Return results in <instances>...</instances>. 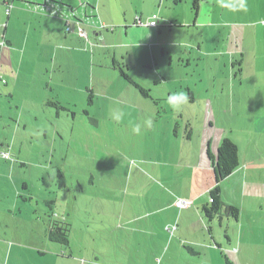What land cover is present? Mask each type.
<instances>
[{
	"label": "rangeland",
	"instance_id": "1",
	"mask_svg": "<svg viewBox=\"0 0 264 264\" xmlns=\"http://www.w3.org/2000/svg\"><path fill=\"white\" fill-rule=\"evenodd\" d=\"M55 1L62 7L70 6L64 1ZM88 1L94 4L98 3L97 0ZM163 1L164 5H161L159 0H102L100 6L91 4L94 9L96 8L95 12L99 16L97 18L100 26L106 27L99 30L107 37L101 44L113 46V51L116 48L120 53L127 54L125 56L127 66L123 67L124 70L134 81L149 90L150 97H144L138 89L122 78L120 69L113 72L110 62H108L111 58H107L108 61L104 59V67L97 69L98 78L102 76L105 79L106 73L111 72L113 79L118 75L119 80H111L110 89H106L108 93H98L97 95L90 90L94 86L92 80L91 84L89 83L88 93L84 98L82 97V101L79 99L81 104L85 99L87 110L97 117V119L95 118L97 121L91 123L87 115L79 114L74 128L73 112L67 107L66 109L65 106L63 107L61 103L57 102L62 109L57 108V110L54 105H52L54 107H51L52 109L44 108L53 113L48 123L50 128L64 126L68 129L64 137H60L59 140L65 141L66 145L73 141L67 148L70 155L68 153L65 155V148L62 145L56 146L55 153L53 152L55 155L53 162L56 161L57 168L54 175L51 174L53 170L48 171V168L47 171H43L42 168L36 166V162L44 158L47 160L52 158V149L50 151L47 149L52 143V132L50 137H45L44 132L35 131L36 127H42L43 123L45 124L47 115H41L40 108L31 106L32 102L36 100L34 91L27 95L21 87H16V84L12 83V70L16 72L19 65V56L16 51L22 45L25 27L21 21L15 22V18L10 21L6 14H2L3 17L0 18V51L7 44V40L11 41L12 46L6 47L12 49L13 52L7 58L6 55L3 56L0 53V154L2 152L10 153L11 160L16 163L12 167L0 156V183L7 186V193H5L7 196L3 198L5 194L0 193V213L4 215L3 213L12 207L14 193L17 194L16 187H21L24 182L30 188L29 193L27 190L20 189L22 194L28 196L26 204L22 206L23 214L18 218L6 216L8 219L6 239L8 249L5 250L4 259H8L9 264H117V260H115L117 258L119 260L129 259V251L118 248L108 250L104 260L94 263L95 249L89 250L86 256L85 253L82 254L78 248V244L81 242L78 234L69 238V246L57 242L55 243L62 246H54L44 238V234L41 232L42 227L35 220L39 208L36 205L37 198L43 199L50 195L52 199H58V202L54 201L52 205L54 210H50V207L42 201L39 203L41 208L46 210L42 217L47 225L54 223L53 225L65 226L62 221L66 216L68 218L66 225H70L76 231L83 228L92 233L87 237V242L91 244L102 241L122 244L127 241L135 242L137 238H142L143 234L129 235L126 231H120L116 235L103 237V240L99 238L95 231L99 213L97 206L100 205L99 197L96 194H105L106 191L114 190L118 195L115 198V205L113 203L111 205L115 210L117 208L122 216H128L129 210H132L134 214H142L146 198L151 194H159L158 189L164 190L160 187L164 185L166 171L174 173V177L178 178L175 165H186L189 151L195 152L197 148L207 149L210 140L222 136L225 123L222 121L217 124L212 121L215 117L213 114V116L210 115L211 107L208 105L207 95L202 89V84L206 85L207 82L199 83L200 89L193 90L196 86L194 81L196 76L192 73L195 63L189 64L190 56L184 50L191 51L194 42H198L201 35L210 33V28H201L197 25L202 20L208 19L205 15L212 13L214 9L216 15L221 14L223 3L234 6L227 7L224 16H220L231 22L233 27L237 23L246 24L252 20L260 19L262 12L258 9L255 0H199L198 5L201 8L199 15L193 8L195 0ZM245 3L248 10L243 6ZM0 4L2 5V1ZM161 12L165 16L163 18L167 19H164L159 27L135 30V32L142 30L146 33H140L134 39L122 38L124 43L116 38L115 35L118 36L123 32L122 27L117 23L123 17H126L130 22L137 15L143 16V22L146 23L153 14ZM201 12L204 17L201 16ZM75 16L77 15L75 14ZM85 16L87 19L84 20L92 19L89 18L91 16L84 15L82 12V18ZM6 24L10 25L8 29H6ZM70 25L72 24L70 23ZM82 27L87 29L90 40L95 39L89 23L82 24ZM65 29L67 30V27ZM152 29L154 30L151 35ZM111 35H114L115 42L113 43L108 40ZM134 40L139 44L133 47L129 43ZM33 44L34 42L29 46ZM32 49L37 51L38 47L34 44ZM180 56H183L182 59H179ZM9 60H12L11 65H7V63L10 64ZM120 62L122 63V61ZM80 63L86 66L88 74L90 60L84 58ZM98 63L100 64V61H97L96 65L101 66ZM70 64L72 65V74L77 73L76 61L71 59ZM81 76L83 78V72H81ZM247 76L244 77V80ZM192 91L196 95V100L193 102V96L179 108H173L168 102L169 97L175 93L183 92L187 96ZM90 95H92L91 99ZM25 97L30 101V106L25 105ZM55 110L58 113L62 112L60 114L65 117L64 124H60L56 119ZM37 116L43 121L36 122L35 117ZM178 131H180V139L177 140V143L173 141V144L169 146L165 134L170 135L171 133V136L175 138ZM189 136L191 139L186 148L184 141ZM77 140H82L85 143L83 149L76 145ZM64 165L67 172L69 166L74 168L73 173L70 172L69 176L73 179L75 177L84 179V186L88 178L93 175L97 188L86 186V189L81 191L79 187L73 186L71 192H66V194L59 191L58 173L62 171L61 168ZM49 172L51 179L48 177ZM43 174L45 183L41 179ZM188 174L192 175L193 173L189 171L186 174L182 169L180 178ZM55 184L57 186H54ZM75 195L77 198L74 197ZM31 198L33 199L30 200ZM185 200L190 199L185 198ZM52 211L55 212V217H52ZM111 212L108 211V213ZM119 224L123 225V222L119 221ZM223 239L226 241L225 236ZM10 249H12L11 254H9ZM132 252L133 258L137 259L136 264H144L143 260L146 262L150 259V264L176 262L174 246L171 247L166 257L159 250H155L153 245L151 257L144 250H132ZM227 257L229 258V256ZM182 263L185 261L179 259L178 264Z\"/></svg>",
	"mask_w": 264,
	"mask_h": 264
},
{
	"label": "crops",
	"instance_id": "2",
	"mask_svg": "<svg viewBox=\"0 0 264 264\" xmlns=\"http://www.w3.org/2000/svg\"><path fill=\"white\" fill-rule=\"evenodd\" d=\"M0 1H2V5L0 4V18L3 17L2 14L4 13L10 21L15 18V22L21 21L25 27V37L22 39L21 47L16 51L19 56V65L16 72L12 70V83H15L16 87H21L27 95L34 91L36 100L32 102L31 106L37 109L40 108L41 115H47L45 124L43 123L42 127H36L35 131L44 132L45 137H50L52 132V143L47 147L49 151L52 149V158H49V160L44 158L36 162V166L42 168L43 171H47L49 168L48 171L53 170L51 174L54 175L55 169H57L56 161L53 162L56 146L62 145L65 148V155L67 153L70 155L67 148L71 146L73 141L66 145L65 141L59 140L60 137H64L68 129L64 126H52L50 128L48 123L53 113L46 111L44 108L52 109L53 106L50 102L61 103L63 107L65 106L73 112L74 128L79 114L87 115L91 123L97 121V117L87 110L85 99H83V104L79 99L82 101V97L84 98L88 93L89 83L91 84L92 80L94 86L90 90L93 91V94L108 93L106 89H110L111 80L117 81L120 77L117 75L113 79L111 72H108L105 79L102 76L98 78L97 69L104 67V59L108 61L107 58H111L108 62H110L113 72L120 69V67H126L125 56L127 54L120 53L116 48L113 51V46L101 44L107 37L102 31H99L102 29V25L100 26L97 18L99 16L95 12L96 8L94 9L91 5L94 3H90L88 0H60L70 4L69 7H62L55 0ZM97 2L94 5L100 6L102 0H97ZM255 2L262 12V16L260 19L252 20V22L246 24L237 23L233 27L231 22L220 17L225 14L227 8L223 6L225 3L221 6L223 7L221 14L216 15L214 9L212 13L205 15L208 19L202 20L197 26L210 28V33L201 35L198 42H194L191 51L184 50L190 56L189 64L195 63L192 73L196 76L194 80L196 86L193 90L200 89L201 85L199 83L207 82L206 85L202 84V89L206 93L208 105L211 107L210 115L213 114L215 117L213 120L210 119L217 124L224 121L222 136L210 140L207 149L197 148L195 152L189 151L186 165H175L178 178L174 177V173L163 171L166 178L164 185H161L160 188H164V190L158 189L159 194H151L146 198L142 214H134L132 210H129L128 216H122L118 209L115 210L113 206L118 195L114 190L106 191L105 194H96L99 197L100 205L97 206L99 213L97 214L98 225L95 231L100 239L103 240V237L116 235L120 231H126L129 235L143 234V237L137 238L135 242L127 241L123 244L105 243L104 241L91 244L87 242V237L92 233L83 228L76 231L70 225H66L68 224L66 216L63 217L62 221L65 226L53 225L54 223L47 225L42 217V215H45L46 210L42 209L39 203L42 201L48 206L47 202L49 201L58 202V199L54 200L49 195L43 199L37 198L36 205L39 208L38 216L35 219L41 225V232L47 241L54 246L59 245L50 240L49 227L67 228L69 238L74 234L80 235L81 242L78 244V248L82 254L85 253L86 256L89 250L95 249L94 263L104 260L103 258L107 255L108 250L120 248L129 251V259L119 260L117 258L115 259L117 264L119 262L121 264H136L137 259L133 258L132 250L147 251L151 257L153 255V245L154 249L162 252L165 257L171 247L174 246L176 249V262L172 264H178L179 259L185 261L182 264H224L226 262L224 256L226 255L229 256L227 258L230 264H264V0H255ZM159 3L162 5L164 1L159 0ZM243 6L248 10L246 3ZM200 11L199 6L197 15L200 14ZM82 12L84 15L91 16L89 18L92 19L84 20L87 17L82 18ZM75 14L81 18L79 19ZM158 16L160 23L167 19L163 18L165 16L162 15V12ZM201 16L204 17L202 12ZM140 17L143 21V16ZM84 23H89L93 29L92 34L95 39L91 38L92 40H90L89 36V42L80 38L77 33V27H82ZM117 23L123 29L122 33L118 36L115 35L120 42L122 38L134 39L138 34L146 33L142 30L135 32V30L151 28L136 26V17L130 22L127 21L126 17H123ZM68 25L71 27L70 31L65 29L68 28ZM9 26V24H6V29ZM133 29L134 31H131ZM153 30L150 31L151 35ZM108 40L111 43L115 42L114 35L109 36ZM6 42L7 44L0 53L3 56L6 55L7 58L13 50L7 48L12 46L11 41L6 40ZM32 42L38 47L37 51L32 49L34 44L29 46ZM122 43H124V40ZM125 43L128 42L125 41ZM129 44L134 47L139 42L134 40ZM78 47L80 48L78 49ZM182 57L180 56L179 59H182ZM84 58L90 60L91 65L88 74L86 66L80 63ZM71 59L76 61L78 66L75 68L77 70L75 74L71 72ZM9 61L10 64L7 63V65H11L12 60ZM97 61H100L98 65L101 66L96 65ZM81 72H83V78ZM246 75L248 76L244 80ZM192 96L193 102L196 100L193 91ZM29 102L28 98L25 97L24 103L26 106H30ZM55 112L56 119L60 124H64L65 117L60 114L62 112L58 113L56 110ZM35 119L36 122L43 121L40 120L39 116ZM179 134L180 131H178L175 138L171 136V133L170 135L165 134L169 146L173 144V141L178 142L177 140L180 139ZM187 138L184 141L186 142V148L191 136ZM225 139H229L237 145L239 167L221 183V195L225 204L239 208L240 215L238 219H234L222 212L209 222L203 208L210 203L209 193L216 184L214 164L209 157V152L216 157L221 142ZM76 145L83 149L85 143L82 140H77ZM5 161L11 164L12 167L16 163L14 160ZM61 169L65 177V186L57 185L60 189L58 190L65 192L64 194L71 192L73 186L79 187L81 191H84L86 186L93 189L97 188L96 179L93 175L88 178L84 186V179L78 177L73 179L69 176L70 172L73 173L74 168L69 166L67 172L64 165ZM182 169L186 174L189 171L193 174L180 178ZM48 177L51 179L50 172ZM41 179L45 183L44 174ZM22 184L21 187H16L17 194L14 193L12 207L5 211L4 215L0 213V264H9L8 259H4L5 250L8 249L6 243L7 217L8 215L12 218L21 216L23 214L22 206L27 202L28 196L22 194L20 189L27 190L29 193L30 188L27 183L23 182ZM0 193H7V186H3L2 183H0ZM46 193L50 194L48 191ZM6 196L7 194L3 198ZM74 197L77 198L76 195ZM179 198L190 199L193 201L192 206L186 209L177 208L175 201ZM112 203L113 205H111ZM51 209L54 210L55 208L50 206ZM108 211L112 212L108 213ZM51 215L55 217V212L52 211ZM50 221L52 222V220ZM119 221H122L123 225H120ZM216 223L217 225H215ZM51 225L53 226L51 227ZM169 226H175L176 229L168 231L167 227ZM224 236L226 241L223 239ZM188 248H191L193 252H189ZM11 253L12 249L9 251V254ZM129 260H132V262H129ZM143 261L144 264L146 262L151 263V259L146 262ZM229 263L226 262L225 264Z\"/></svg>",
	"mask_w": 264,
	"mask_h": 264
},
{
	"label": "trees",
	"instance_id": "3",
	"mask_svg": "<svg viewBox=\"0 0 264 264\" xmlns=\"http://www.w3.org/2000/svg\"><path fill=\"white\" fill-rule=\"evenodd\" d=\"M194 10L198 13L199 5L198 0L194 1L193 4ZM120 74L122 78H124L129 84L133 85L136 89H138L144 97H150L149 90L142 87L133 78L124 70L123 67H120ZM190 97L192 98V93H189ZM92 95H90V99ZM50 104L54 105L56 108L61 107L58 106L57 103L50 102ZM209 157L214 164L215 176H216V184L210 191L209 195L210 198L213 199V202L209 203L207 206L203 208V212L207 220L210 222L213 218L220 215L222 212L226 216H230L234 219H238L240 215V210L236 206L227 205L222 199L221 195V183L229 177L238 167H239V160H238V147L235 143H233L229 139H225L218 149V155L215 157L209 152ZM59 177V185L61 187L65 186V177L62 171L58 173ZM54 204V201L47 202V205L50 207ZM53 225H51L52 227ZM50 240L60 243L64 246H69V234L68 229L64 227L54 226L50 228L48 231ZM189 252H193L191 248H188ZM224 259L228 262L227 256H224ZM230 264V263H229Z\"/></svg>",
	"mask_w": 264,
	"mask_h": 264
},
{
	"label": "built area",
	"instance_id": "4",
	"mask_svg": "<svg viewBox=\"0 0 264 264\" xmlns=\"http://www.w3.org/2000/svg\"><path fill=\"white\" fill-rule=\"evenodd\" d=\"M160 23V19H159V16L158 14H153L146 23H144L142 20H141V17L139 15L136 16V26H145V27H152V28H155V27H158ZM102 29H104L105 27H101ZM68 31H70L71 27L70 25H68ZM113 30V29H112ZM77 33L79 35L80 38H83L85 39L86 41L89 42V35H88V31L86 29H84L83 27L81 26H78L77 27ZM0 156L5 159V160H11L12 157L10 155V153L8 152H2L0 154ZM210 202L212 203L213 202V199L210 198ZM193 204V201L191 200H185V199H179L177 201H175V206L179 209H186V208H189L191 207ZM176 228H171L169 227L168 230L169 231H174Z\"/></svg>",
	"mask_w": 264,
	"mask_h": 264
},
{
	"label": "clouds",
	"instance_id": "5",
	"mask_svg": "<svg viewBox=\"0 0 264 264\" xmlns=\"http://www.w3.org/2000/svg\"><path fill=\"white\" fill-rule=\"evenodd\" d=\"M223 6L229 8L234 7L233 5L227 3H225ZM186 101H187V96L183 92L175 93L172 96H170L168 99V102L173 106V108H179L180 105Z\"/></svg>",
	"mask_w": 264,
	"mask_h": 264
},
{
	"label": "flooded vegetation",
	"instance_id": "6",
	"mask_svg": "<svg viewBox=\"0 0 264 264\" xmlns=\"http://www.w3.org/2000/svg\"><path fill=\"white\" fill-rule=\"evenodd\" d=\"M198 2H199V0H198ZM187 99H191L190 95H187ZM183 103H185V102H183ZM183 103H182V104H183Z\"/></svg>",
	"mask_w": 264,
	"mask_h": 264
}]
</instances>
